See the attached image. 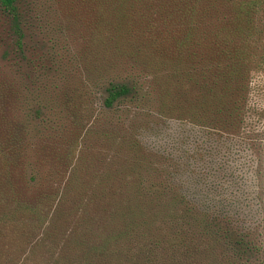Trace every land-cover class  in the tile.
<instances>
[{
    "label": "trees",
    "instance_id": "1",
    "mask_svg": "<svg viewBox=\"0 0 264 264\" xmlns=\"http://www.w3.org/2000/svg\"><path fill=\"white\" fill-rule=\"evenodd\" d=\"M19 2L0 0V12L13 36L16 56L24 53ZM89 4L92 14L87 24L97 27L94 36L113 42L102 53L116 58L114 64L127 61L131 66H140L139 70L148 74L151 90L160 91V106L164 95L186 96L191 85L197 91L194 107L201 110L198 116L210 117L209 121H213V113L231 114L243 106L240 101L247 91L252 66L255 70L264 63V0H89ZM112 50L118 55L109 56ZM12 65L16 74L14 84L6 83L4 74L8 72L0 68V264H212V254L195 252L199 250L200 240L213 247L216 232L212 213L200 211L176 182L168 185L169 192L172 191L169 215L190 224L188 227H195L202 235L200 239L178 237L180 240L176 236L174 244L180 245L177 254H150L149 246L154 245L152 237L146 231L133 233L137 227V217L133 215L145 214L143 220L152 225L153 219L163 214L147 211L142 205L144 198H164L162 190L156 196L148 192L141 177L144 168L148 173L159 172L156 160L134 163L139 171L133 182L138 193L127 200L121 197V204L125 200L131 204H118V216L124 223L119 228L111 227L113 221L109 218L103 224L95 209L88 211L80 206L79 193L70 199L69 187L80 183L77 164L72 163L87 121L86 112L71 113L69 108L73 101H83L84 86H79L64 104L70 121L63 143L66 149L57 158H67V164L62 163L70 172L58 176L52 155L56 149L45 130L35 126L36 132H29L25 128L27 119L14 120L21 101L25 106L27 95L20 85L22 80L19 81L22 66L18 61ZM140 78L141 72H135L131 77L109 79L103 89V109L139 99ZM169 82L174 86L171 92ZM8 85L15 95H10L11 99L5 94ZM185 101L189 100L185 98ZM37 106L35 115L50 107H44L41 102ZM34 136L37 141L32 140ZM152 179L149 187L163 185V181L155 184ZM237 233L235 238L223 235L228 236L229 246L236 253L241 252L238 247L243 251L254 247L249 232ZM228 257L225 254L226 260Z\"/></svg>",
    "mask_w": 264,
    "mask_h": 264
},
{
    "label": "rangeland",
    "instance_id": "2",
    "mask_svg": "<svg viewBox=\"0 0 264 264\" xmlns=\"http://www.w3.org/2000/svg\"><path fill=\"white\" fill-rule=\"evenodd\" d=\"M89 5V0H20L24 31V53L20 56L14 52L13 36L0 12V68L8 72L4 74L6 83L14 84L16 74L12 64L18 61L22 66L20 85L27 95L25 106L21 101L14 120L27 119L25 128L29 132H36L35 126L45 130L56 149L52 155L58 176H67L69 167L62 163L67 164V158H57L66 149L63 143L70 121L64 104L79 86H84L81 93L85 103L77 99L69 108L71 113H89L88 118L84 113L87 124L77 146L79 159L72 163L77 164L80 183L69 187L70 199L79 193L80 206L88 211L95 209L103 224L109 218L113 221L111 227L119 228L124 224L117 212L121 197L127 200L138 193L133 182L139 171L134 163L156 160L159 172L148 173L144 168L141 177L148 192L156 196L162 190L164 198H140L147 211L163 214L153 219L152 225L143 220L145 214L133 215L137 217L133 233L146 231L154 240V245L149 246L150 254H177L180 245L176 246L173 238L194 240L202 236L195 227L169 215L172 191L169 192L168 185L173 181L200 211L211 212L214 218L213 247L200 240L196 254H212V264H264V63L255 64L258 65L255 70L252 66L247 91L240 101L243 106L231 114L213 113V121L198 116L201 110L194 107L195 85L189 86L186 96L164 95L160 106V91L151 90L148 74L139 70L140 66H131L127 61L114 64L116 58L102 53L113 42L94 36L97 27L87 24L92 14ZM111 52L109 56L118 55ZM135 72L142 75L139 99L103 109L105 83L109 79L131 77ZM169 85L171 92L174 86L170 82ZM9 87L5 94L11 99L14 92ZM39 102L50 107L35 115L33 111ZM185 103L189 104L183 107ZM32 140L38 138L34 136ZM47 171L43 170L45 174ZM152 177L155 184L163 181V185L149 187L153 184ZM126 203L124 206L131 204ZM240 231L250 233L254 247L244 251L238 247L241 252L236 253L229 246L228 236L223 235L235 238ZM225 254L229 256L227 260Z\"/></svg>",
    "mask_w": 264,
    "mask_h": 264
}]
</instances>
